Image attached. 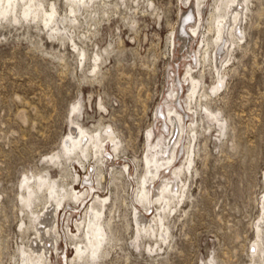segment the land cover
Segmentation results:
<instances>
[{
  "label": "rangeland",
  "instance_id": "1",
  "mask_svg": "<svg viewBox=\"0 0 264 264\" xmlns=\"http://www.w3.org/2000/svg\"><path fill=\"white\" fill-rule=\"evenodd\" d=\"M42 1L60 17L70 12L67 0ZM213 3L208 0L203 12L200 35L184 49L177 35L193 28L195 19L182 0H98L89 15H77L76 24L64 23L71 39H50L44 23L25 20L20 8L18 21L14 15L0 20V264H21V252L36 237L32 214L41 217L46 201L39 192V199L25 205L26 176L85 189L94 159H83V169L74 155L64 154L71 121L92 134L110 132L119 142L117 152L106 147L110 155L95 192L109 199L100 211L104 245L96 261L75 264H262L252 245L264 215V0H246L243 37L230 49L221 85L213 62L221 14L211 9ZM209 27L214 31L208 33ZM189 66L197 86L193 118L186 108ZM167 107L187 116L183 138L192 120L195 134L189 169L181 174L185 195L164 214L162 242L159 230L146 234L138 228L133 209L148 220L161 210L152 206L146 212L135 195L136 179L141 182L147 172V133L154 146L171 137L172 128L166 132L162 126ZM54 154L58 164L48 160ZM91 178L96 187V174ZM91 203L68 202L59 211L57 231L45 236L51 248L46 264H74L70 237L78 234L75 224ZM53 236L57 251L49 242Z\"/></svg>",
  "mask_w": 264,
  "mask_h": 264
},
{
  "label": "bare ground",
  "instance_id": "2",
  "mask_svg": "<svg viewBox=\"0 0 264 264\" xmlns=\"http://www.w3.org/2000/svg\"><path fill=\"white\" fill-rule=\"evenodd\" d=\"M97 1L98 0H67L70 12L67 14L68 16L66 15L64 17H60L54 5H51L49 11L45 10L43 4L44 2L42 0H0V20L5 19L6 21H12V16L14 15V21H18L16 16L18 9L20 8V15L22 18H25V20L32 18L33 20H30L36 22L42 21V23H44V27H46L47 31L45 34H48L50 39H57V37L62 38L65 36L71 39L69 32L66 31L64 27V23L68 22L70 25L76 24L78 20L76 19L77 15L82 11H85L84 14L89 15L91 12L90 9L93 8ZM207 3L208 0H182V4L190 8V14H192V17L194 16L195 20L193 28L189 27L188 32H182V34L180 33L181 35H177V39L181 42V48L184 49L192 38L196 39V37L200 35L199 26L201 25L202 15ZM245 3L246 0H214V7L211 8L221 14L218 16V21L216 22L215 44L218 51H215L216 53L213 61L217 77L220 78V85L222 84V67L227 61L230 49L235 44L237 39H241L243 37L242 20ZM195 12L198 14L197 16H199L198 26H196L197 28H195V24L197 23ZM209 31L214 30H212V27H209L208 33ZM204 39L201 40V48L203 49L208 45L207 41H204ZM72 46L75 47V44L73 43ZM203 55V60H205V52ZM211 59L213 60V57ZM98 60L99 56L96 55L94 71L98 69ZM192 72L193 69L189 66L184 80L190 84L186 108L190 111V117L193 118L194 112L191 108V102L194 98H196L195 94L197 92V86L191 79ZM169 107L166 109L168 112L167 116L165 115V112H161V116L164 122L162 125L164 127L163 129H165L166 132H170L169 128H172L171 137L164 144H160L159 142L154 146L153 141L150 143L149 140L152 133H147V151L144 159L146 161L145 165L147 172L146 176L141 179V182L140 179H136L137 188L135 196L138 206L140 205L146 212H148V208L150 209L152 206H159L161 210L158 211L156 208V218L148 220L145 214H143L136 207L133 209L134 222L138 228L146 234L149 233V229L153 234L156 233V230L157 232L159 230L162 242H165L166 240V229L163 222L164 214L166 211L171 210L169 207L177 197H180L181 194L182 196L185 195L183 191L185 184H183V181L181 180V174L185 173V169H189V149L191 139L195 134L191 128L192 120L187 132L188 135L186 138H188V140L186 142V146H184L186 138H183V134L187 127L185 125L186 123L184 124V121L187 116L183 117L175 111L174 108ZM77 108L74 107L73 111L78 110ZM210 117V120L212 119L213 121L216 120V122H219L216 119L217 117H214L212 114H210ZM70 123L71 130L67 136V141L62 143L64 154L69 156L74 155L77 158L76 163L83 169L85 164H83V159H94L95 168H91L89 175L83 181V185H85L83 192H76L73 187L69 190L64 187H60L56 182L49 181L43 177L37 179V181L36 179L32 180V178H29L28 176L23 179V186H21L24 187L26 194L22 197V201H24L25 205L29 207L32 201L39 199V192L41 193V196L44 195L46 203L45 206L43 205L44 209L41 213V217H39L38 214H32L34 217L33 229L36 233V237L32 240L28 250H23L21 252V264H46L50 261L51 248H47V237L45 239V236H52V234L57 231V217L60 214L59 211L64 209L66 203L68 202L80 205L84 204L85 199L87 198H90V201H92L87 209L85 218L81 220V222L75 224L78 234H71L70 238L73 240L74 250L76 253L75 258L71 261L74 264L76 261H88L89 258L96 261L98 259L96 252L104 245L105 231L101 222L102 214L100 211L102 206L105 205L109 199H101L100 196L95 195V192L98 191L97 189H99L98 187L101 186L104 179L101 173V167L105 166V159H107V156L110 155V153L106 152V147H110L113 152H117L119 149V142L114 140L110 132H107L105 135H102L100 132L92 134L84 131L79 126H76L72 121ZM181 155L183 156L180 164L177 161ZM70 158L71 157H69V159ZM59 159V156L54 154L53 156H50L48 160L54 161L55 164H58ZM127 170L128 169H126V171ZM93 173L96 174V187L92 184L93 180L91 175ZM165 173H167L169 177L164 176ZM157 182L158 184L156 186L155 183ZM262 204V210L264 211V201ZM67 209L70 211L71 207L67 205ZM256 231L258 232L257 242L253 243L252 250L253 253L257 254L258 260H262L261 262L264 264V215L262 216L259 225L256 227ZM155 236L157 237V235ZM58 240L57 236H53L50 241L48 240L54 251L58 250L55 248L59 243ZM260 255L262 258H260Z\"/></svg>",
  "mask_w": 264,
  "mask_h": 264
}]
</instances>
